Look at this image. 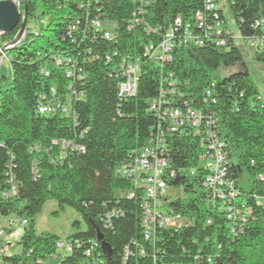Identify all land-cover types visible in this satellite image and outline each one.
Instances as JSON below:
<instances>
[{"label":"trees","instance_id":"16d2710c","mask_svg":"<svg viewBox=\"0 0 264 264\" xmlns=\"http://www.w3.org/2000/svg\"><path fill=\"white\" fill-rule=\"evenodd\" d=\"M225 2L243 41L264 36V0ZM197 11L205 12L203 0H28L26 27L32 23L34 31L26 28L5 51L11 77L0 89V219L20 217L27 225L17 243L20 253L7 247L2 264H37L55 254L61 264H94L84 252L90 240H99L97 232L100 246H108L101 249L105 264H121L126 246L132 252L126 264H150L152 254L155 264H264V101L248 73L217 77L218 69L243 60L231 36L213 31L202 45L187 41L183 25L202 34L193 23ZM218 18L225 20L221 10ZM93 19L107 26L109 37L90 24ZM19 27L1 38L10 42ZM169 30L174 31L170 59L148 56L145 48H158ZM220 38L224 45H216ZM254 59L264 66V48ZM126 60L138 66L133 96L119 95ZM160 93L162 106L182 107L185 101L211 113L229 162L227 178L238 192L230 205L242 210L244 203L249 210L244 223L228 220L223 201L205 187L202 141L186 125L166 136L165 156L176 171L169 186L185 194L168 197L167 205L190 224L143 239L141 193L128 198L133 182L117 169L132 161L154 132L159 119L151 105ZM48 104L57 109L38 112ZM62 107L71 113H62ZM9 171L15 193L6 196ZM116 191L124 195L117 197ZM253 194L263 200L257 204ZM48 200L59 210L72 208L85 223V230L63 239L79 242L72 251L61 252L56 247L61 239L54 235L35 234V218ZM112 208L123 215L105 227L104 213ZM132 242L145 249V257Z\"/></svg>","mask_w":264,"mask_h":264},{"label":"built area","instance_id":"2783aa9c","mask_svg":"<svg viewBox=\"0 0 264 264\" xmlns=\"http://www.w3.org/2000/svg\"><path fill=\"white\" fill-rule=\"evenodd\" d=\"M21 11L22 10V0H11ZM203 5L205 6V12L197 11L194 14L193 23L197 28L202 31V34H193L190 32L189 24L182 26V32L187 37V41H192L198 45H202L206 33H211L215 31L217 35L231 36L235 43L237 44L236 37L243 41L235 29L234 22L230 24L226 19L220 20L218 18V11L223 10L220 8L218 0H203ZM225 16V15H224ZM209 19V20H208ZM211 21L212 25L207 24ZM96 29L102 30L104 37H109V29L105 24H102L96 19L90 21ZM176 28L181 25L180 17L174 20ZM258 25L259 23L256 22ZM228 28H225V27ZM233 26V29H232ZM208 29V30H207ZM235 34V35H234ZM3 33L0 31V38ZM174 36V31L169 30L166 34L164 41L158 44V48L153 49V47L145 48V53L155 58L158 61L170 59L169 51L171 49V38ZM244 42L249 43L254 47L255 53L261 51L264 48V36L246 40ZM8 42L0 45V65L4 61H8L5 51L10 48L7 44ZM225 39L220 38L216 41V45H224ZM157 56V57H156ZM121 68L124 70L123 81L119 83V95L120 96H133L137 89L138 80V66L130 61H124ZM67 77L71 76V71H67ZM47 74V73H46ZM171 85V84H170ZM213 87V84H211ZM211 89L205 90L204 94L209 97ZM163 99V93L153 100L151 108L156 113L159 122L149 138L148 142L134 155L132 161L120 166L117 169V174L120 177L129 179L133 182L132 187L126 190L128 198H136L138 192L141 193L140 201V227L142 232V237L144 240H153L155 234L162 229H173L177 231L181 227L188 226L190 221L184 216L173 212L167 205L168 195L166 190L169 186V182L176 179V171L171 169L168 159L165 154L167 151V138L169 134L179 132L184 126H190L193 128L194 133L200 135L203 146V169L206 172L204 185L208 189L213 197L221 199L223 202L224 211L226 212V217L230 221H238L237 224L245 222V214L249 210L244 207V203H241V208L230 205V202L236 198L238 193L235 190L232 182L227 178L228 172V158L224 151V143L218 138L216 131L214 129V119H212L211 113L209 116L205 115L200 109L191 108L187 102L183 101V106H168L161 104L165 101ZM213 103L215 99L211 100ZM57 109L55 105H41L38 107V112L41 114H51ZM59 109V108H58ZM60 111L64 114H70V108L62 107ZM8 183L11 188L6 196L15 193V180L14 175L9 171L6 173ZM253 200L259 204L262 197L253 194L251 196ZM226 200L228 202H226ZM237 200V199H236ZM123 215V211L119 208H112L104 213V226L110 227L112 220L114 218ZM238 218V219H237ZM6 221V227L12 229L15 219L11 217L1 218V221ZM22 225H26V220H20ZM234 229V227H231ZM3 229L0 228V263L3 255L7 254V247L2 242ZM89 247H86L84 254L87 258L94 262V264H105L106 261L101 257V248L99 240H90ZM134 248L137 250L139 256L145 257V249L139 247L132 242ZM79 242L77 240L67 241L60 240L56 243V247L61 252L72 251L76 246L78 247ZM103 251V250H102ZM131 251L129 247H125L124 254L122 256L121 264H126L128 261ZM51 257H60L57 254ZM151 263L155 264V255L152 254ZM209 262L210 260L207 259ZM42 261L37 262L40 263ZM2 264V263H1Z\"/></svg>","mask_w":264,"mask_h":264},{"label":"rangeland","instance_id":"374dc122","mask_svg":"<svg viewBox=\"0 0 264 264\" xmlns=\"http://www.w3.org/2000/svg\"><path fill=\"white\" fill-rule=\"evenodd\" d=\"M218 3L220 8L223 10L225 19L231 24L232 19L228 12V7L225 0H218ZM26 28L28 32H32L34 31V24L28 23ZM236 40L237 44L240 45L243 51L242 62L226 69H218L216 71V75L218 78H220L234 71H243L248 73L257 86L259 98L263 99L264 101V66L254 59L255 51L253 46L240 40L238 37H236ZM5 42L6 41H4L3 38L0 39V45H3ZM7 58L9 60V57ZM10 77V66L9 62L6 60L0 65V89H6L8 87L10 83ZM166 194L168 197H170V199L182 198L185 195L182 188L175 189L174 187H168ZM123 195L124 192L122 191L115 192V196L117 197ZM11 218L15 219L16 221L12 229L6 227L5 220L1 221L0 228H2L4 231L2 236V238L4 237L3 242L5 245L7 243L10 244L8 249L11 252L20 253L21 247L17 243L23 235L24 225L20 223V220H22L20 217L11 216ZM74 222H79L78 228L73 226ZM83 230H85V223L83 222L80 215L70 207H65L64 209L59 210L55 201L53 200L46 201L43 204L39 214L35 218L34 231L38 236L51 234L63 240L73 235L75 232ZM61 260L62 259L60 257H48L43 259L42 262L38 264H61Z\"/></svg>","mask_w":264,"mask_h":264},{"label":"water","instance_id":"95a60500","mask_svg":"<svg viewBox=\"0 0 264 264\" xmlns=\"http://www.w3.org/2000/svg\"><path fill=\"white\" fill-rule=\"evenodd\" d=\"M23 8L20 11L11 0H0V31L3 35L9 34L20 23V27L14 38L7 44L12 47L17 44L26 31V17L28 0H23ZM96 237L101 240V235L97 232ZM102 248L108 251V246L102 242Z\"/></svg>","mask_w":264,"mask_h":264},{"label":"crops","instance_id":"0c3cea01","mask_svg":"<svg viewBox=\"0 0 264 264\" xmlns=\"http://www.w3.org/2000/svg\"><path fill=\"white\" fill-rule=\"evenodd\" d=\"M5 43H6V42H5ZM3 239H4V237L2 238V242H3ZM3 244H4V242H3ZM4 245H5V244H4ZM5 246L8 247V246H10V244L7 243Z\"/></svg>","mask_w":264,"mask_h":264}]
</instances>
